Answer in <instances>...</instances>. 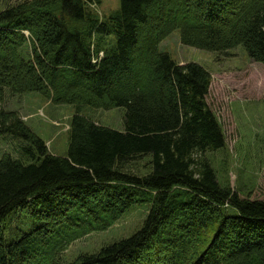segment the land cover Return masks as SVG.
Here are the masks:
<instances>
[{"label": "trees", "instance_id": "1", "mask_svg": "<svg viewBox=\"0 0 264 264\" xmlns=\"http://www.w3.org/2000/svg\"><path fill=\"white\" fill-rule=\"evenodd\" d=\"M119 1L107 19L86 0L0 11V136L27 144V160L0 159V264H264V180L245 196L221 184L203 157L225 146L207 102L211 75L159 49L179 29L184 44L243 46L264 65V0ZM9 91L75 106L65 156L1 107ZM86 106L123 109L124 129L90 120ZM144 158L149 172H132ZM140 203L149 212L131 236L65 259L73 242Z\"/></svg>", "mask_w": 264, "mask_h": 264}, {"label": "rangeland", "instance_id": "2", "mask_svg": "<svg viewBox=\"0 0 264 264\" xmlns=\"http://www.w3.org/2000/svg\"><path fill=\"white\" fill-rule=\"evenodd\" d=\"M20 1L0 0V11L6 5ZM86 1L100 19H107L120 5L119 0ZM149 14V18H155L154 13ZM109 43L108 39L105 46L108 47ZM142 43L147 44L144 36ZM160 48L178 64L198 63L210 73L211 88L207 102L222 126L225 146L217 151H208L203 157L209 159L221 184L232 187L244 196L252 194L264 180V65L251 58L242 46L209 51L184 44L179 32L166 37ZM27 51L25 47V56ZM1 107L18 114L45 142L50 154H67L71 120L76 112L74 105L54 103L52 98L39 93L9 91ZM84 113L97 124L116 130L124 129L123 109L105 110L86 106ZM26 146L24 140L12 135L0 136V158H24L20 149ZM148 161V158L137 161L130 166L133 167L130 170L145 175L150 170ZM149 208L150 205L146 203L136 204L112 227L74 242L65 251V259L73 261L82 254H93L104 245L131 236L144 223ZM18 222L19 219L12 220L7 226L14 230Z\"/></svg>", "mask_w": 264, "mask_h": 264}]
</instances>
